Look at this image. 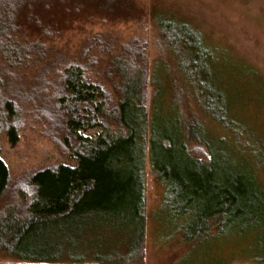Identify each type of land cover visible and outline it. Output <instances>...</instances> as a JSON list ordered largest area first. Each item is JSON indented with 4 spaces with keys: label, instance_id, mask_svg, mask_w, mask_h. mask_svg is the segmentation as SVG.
<instances>
[{
    "label": "trees",
    "instance_id": "1",
    "mask_svg": "<svg viewBox=\"0 0 264 264\" xmlns=\"http://www.w3.org/2000/svg\"><path fill=\"white\" fill-rule=\"evenodd\" d=\"M139 13L133 0H0V58L7 66L21 68L39 60L45 39L59 35L64 26L134 20ZM151 17L160 33L161 53L167 55L156 58L152 68L147 42L137 36L120 44L119 53L100 74H89L79 61L58 68L49 104L64 123L60 145L75 163L28 170L13 181L14 201L0 208V251L21 260L18 264H54L66 249L78 250L80 223L105 213L127 215L136 234L124 262L144 264L147 164L157 177L175 170L213 175L221 168L214 162L217 142L200 114L233 128L230 109L236 100L233 95L223 98L213 85L208 69L211 51L189 23L160 11ZM33 29L38 34H30ZM166 70L170 77L164 75ZM1 80L2 74L0 135L14 144L22 126L20 107ZM166 94L176 105L177 111L171 106L174 121L164 112ZM189 95L196 110L187 102ZM93 129V134H86ZM228 173V183L219 181L218 186L229 196V223L240 229L264 224V205L257 211L253 198L244 200L248 189L258 192L256 177L230 164ZM212 182L206 179L195 188L207 189ZM9 186V170L0 154V197ZM194 200L187 198L184 208ZM217 213L222 215L221 208L199 215L206 218V231L212 230L208 236L198 232L183 239L198 244L212 238L218 221L211 219Z\"/></svg>",
    "mask_w": 264,
    "mask_h": 264
},
{
    "label": "rangeland",
    "instance_id": "2",
    "mask_svg": "<svg viewBox=\"0 0 264 264\" xmlns=\"http://www.w3.org/2000/svg\"><path fill=\"white\" fill-rule=\"evenodd\" d=\"M133 1L140 10V16L134 20L73 22L61 28L59 35L45 39L39 60L34 58L21 68L7 66L0 58L3 88L8 94L16 95L22 123L16 143L11 144L6 135H0V154L10 177V186L0 197V208L14 201L12 183L26 171L57 163H75L60 145L64 123L49 104L54 85H57L54 80L58 68L67 62L79 61L89 74H100L109 60L119 53L120 44L134 36L146 40L152 68L156 58L164 59L167 55L161 53L160 33L151 14L165 12L180 22L189 23L211 51L208 69L212 83L223 98L233 95L236 100L230 112L235 120L233 128L238 129V133L200 114L219 149V152L215 150L214 162L221 168L213 175L175 170L170 176L162 173L157 177L147 164L143 262L264 264V224L243 225L244 229L237 223L230 224L229 196L226 192L221 194L218 186L219 181L228 183L230 164L248 172L249 177L255 176L261 185L256 187V193L246 188L244 200L253 198L257 211L264 205V0ZM29 33L38 34L34 29ZM164 75L170 77L171 71H164ZM107 86L111 88L108 83ZM181 98L183 100L184 96ZM187 102L196 110L190 95ZM171 106L176 110L175 103H169L166 94L164 112L174 121L175 112ZM149 107L152 110L151 100ZM94 132L95 129L86 134ZM220 137L224 140L218 141ZM206 179L213 181L210 187L195 188ZM191 197H195V204L191 202L192 205L185 209L184 203ZM15 202L21 209L18 200ZM219 208L222 215L217 213L219 216L216 214L211 219L218 221L212 238L198 244L183 239L198 232L208 236L212 230L206 231L203 226L206 218L199 215ZM80 225L78 250L66 249L54 264H96L98 261L125 264L128 245L133 243L136 234L127 215L95 214ZM75 255L82 258L77 260ZM20 262L0 251V264Z\"/></svg>",
    "mask_w": 264,
    "mask_h": 264
}]
</instances>
